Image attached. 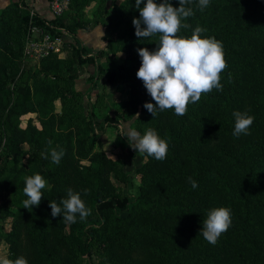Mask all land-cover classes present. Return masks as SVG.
I'll return each instance as SVG.
<instances>
[{
  "label": "trees",
  "instance_id": "trees-1",
  "mask_svg": "<svg viewBox=\"0 0 264 264\" xmlns=\"http://www.w3.org/2000/svg\"><path fill=\"white\" fill-rule=\"evenodd\" d=\"M96 1L73 0L68 13ZM170 2L180 6L179 0ZM25 5L22 0L0 12V197L8 194L11 201L10 206L0 203V222L13 220L5 234L9 259L84 264L94 246H103L99 264H264V0H210L204 11L198 0L186 5L194 15L182 24L191 28L182 27L177 35L190 37L200 26L206 29L202 38L222 42L227 63L221 73L223 91L202 94L183 116L167 109L157 110L155 118L143 107L155 101L136 76L141 67L137 49L154 51L159 34L138 38L132 23L139 18L135 0L114 4L104 21L116 35L110 47L132 63L111 71L108 82L128 92L120 110L127 120L136 118L140 134L152 128L169 145L163 161L136 153L140 182L134 198L116 186L128 183L124 163L104 151L94 152L99 137L92 120L99 93L91 96L88 116L83 94L74 89L79 66L95 63V58H84L92 49L65 45L66 57L52 53L35 63L38 70L27 68L25 42L42 20L32 17ZM54 24L73 34L78 27L90 29L88 23L69 24L63 17ZM234 111L255 117L250 135L233 136ZM30 115L37 116L40 128L26 120ZM49 141L65 153L59 165L51 162ZM36 173L47 182L43 197L39 207L24 209L23 177ZM189 177L198 183L196 189ZM69 188L81 193L90 209L85 220L78 214L76 223L63 222L62 215L52 217L49 202L59 204ZM218 207L231 210L232 223L211 245L199 233L208 210Z\"/></svg>",
  "mask_w": 264,
  "mask_h": 264
},
{
  "label": "clouds",
  "instance_id": "clouds-1",
  "mask_svg": "<svg viewBox=\"0 0 264 264\" xmlns=\"http://www.w3.org/2000/svg\"><path fill=\"white\" fill-rule=\"evenodd\" d=\"M191 0H179V7H173L170 0H163L157 4L155 0H135V7L139 11V18H134L132 23L135 35L138 38H148L159 34V42L154 51L148 48H138L137 52L141 58V67L136 76L143 82L147 93L151 96L153 103H145L143 107L155 118L157 110L164 111L174 109L177 116H183L187 112L189 103L195 104L201 99L202 94L210 93L213 89L223 91L221 84V73L227 68L224 56L223 44L215 37H204L202 33L206 29L197 26L192 30L190 37L178 36L177 33L183 27L191 28L190 24L183 23L194 15L192 8L186 7ZM143 5V7H141ZM210 5V0H198L200 11H204ZM99 47H103V32L97 29ZM235 119L233 136L241 134L250 135V127L255 117L248 112L234 111ZM219 134V133H218ZM127 139L129 146L136 153L147 154L157 161L167 158L168 142L162 139L156 130L148 128L141 135L131 126L123 136ZM49 144L51 162L59 165L64 151L57 150ZM45 158H48L45 156ZM25 186L23 193L27 197L23 201L24 209L39 207L46 187V180L36 173L32 176L23 177ZM188 182L193 189L198 183L191 177ZM89 190L85 189L87 194ZM62 205V206H61ZM53 218L63 216V222L76 223L77 214L80 220H85L90 215V209L86 207L81 198V193L67 189V197L49 202ZM231 210L226 207L212 208L208 210L203 220L202 236L209 244L215 245L219 237L231 226ZM0 264H28L25 257L20 256L15 260L6 256H0Z\"/></svg>",
  "mask_w": 264,
  "mask_h": 264
},
{
  "label": "rangeland",
  "instance_id": "rangeland-1",
  "mask_svg": "<svg viewBox=\"0 0 264 264\" xmlns=\"http://www.w3.org/2000/svg\"><path fill=\"white\" fill-rule=\"evenodd\" d=\"M43 1L45 5L46 0H40L36 2L33 8L36 13H41L39 7L40 3ZM102 0H97L87 9H72L69 13L67 12L62 17L66 18L69 24L79 22L88 23L90 29L77 28V33H71L66 27L63 34V46L65 45H76L81 48L88 47L92 49L90 56H84V58L92 57L95 58V63H89L83 66H79V79L75 82L74 89L81 92L84 97V110L85 113L91 115V96L97 92L99 93L97 110L95 111L96 118L92 120L93 131L97 135V140L95 142V151H104L108 157L113 160H120L124 163L125 170L129 174V180L127 184H118L116 186L120 188V191L130 198L136 196L138 190L140 178L136 173L137 167L139 166V157L136 152L129 146L128 141L123 137L128 130V126H131L136 131L137 128L134 125L133 120H127V116L124 111L120 110V104L125 100L128 92L124 94L117 91V84H110L108 82V75L111 71H116L120 66H130L132 60L125 54L114 52L111 42L113 44L115 39V33L112 29L107 28L104 21H107L109 15L112 13V9L115 3H121L122 0H106L105 2H100ZM49 12V11H48ZM50 16V15H49ZM101 28L103 32V47H99V37L97 34V29ZM110 42V43H109ZM27 42L24 46V61L26 67H32L33 71L39 69L38 62L26 57L25 51L27 47ZM60 57H66L67 52L61 50L57 53ZM37 63V64H35ZM35 65L36 67H34ZM31 82V80H30ZM119 83L118 79L116 81ZM61 102L57 104V113H62ZM106 118L113 119L111 122H106ZM32 119L34 125L38 128L41 127L40 121L36 115H30L26 120ZM26 120H24L23 127L26 126ZM109 121V120H107ZM139 132V131H138ZM140 133V132H139ZM93 140V139H92ZM23 148L28 150L29 145H24ZM84 165H88L89 161H83ZM0 203H4L10 206L11 201L8 194H3L0 197ZM4 230H0V256L10 257V246L5 240L6 232L12 230V219H6L0 222ZM103 246H94L93 253L91 257L84 259V264H99L104 257Z\"/></svg>",
  "mask_w": 264,
  "mask_h": 264
},
{
  "label": "built area",
  "instance_id": "built-area-1",
  "mask_svg": "<svg viewBox=\"0 0 264 264\" xmlns=\"http://www.w3.org/2000/svg\"><path fill=\"white\" fill-rule=\"evenodd\" d=\"M24 1L26 5L23 8L28 10L32 17H40L42 20L41 25L31 28L25 51L26 57L34 61H40L52 53H59L63 46V34L67 30L54 23L71 9L73 0H46L50 15L49 19L41 17L33 8L36 3L33 4L32 2L40 0Z\"/></svg>",
  "mask_w": 264,
  "mask_h": 264
},
{
  "label": "crops",
  "instance_id": "crops-1",
  "mask_svg": "<svg viewBox=\"0 0 264 264\" xmlns=\"http://www.w3.org/2000/svg\"><path fill=\"white\" fill-rule=\"evenodd\" d=\"M21 1L22 0H0V12L12 4L20 5ZM44 2H45V5H43V1L40 3L41 6L39 7V9L41 13H38V14L41 15V17L49 19L50 16L48 12V4L46 1Z\"/></svg>",
  "mask_w": 264,
  "mask_h": 264
}]
</instances>
